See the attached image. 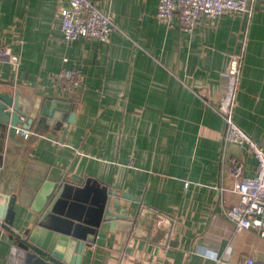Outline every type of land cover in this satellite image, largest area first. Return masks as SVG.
<instances>
[{"label":"crops","instance_id":"0c3cea01","mask_svg":"<svg viewBox=\"0 0 264 264\" xmlns=\"http://www.w3.org/2000/svg\"><path fill=\"white\" fill-rule=\"evenodd\" d=\"M89 1L111 19L106 42L66 41L61 0H0V44L18 57L16 68L0 60V92L33 120L27 139L0 136V194L16 197L14 230L32 225L47 185L92 179L130 197L118 211L136 220L86 248L80 264L264 263V238L224 216L238 196L227 174L221 180L219 110L237 56L232 120L264 148V2L251 0L249 14L200 17L187 31L177 15L157 18L158 0ZM64 70L79 72L80 86L59 80ZM55 102L74 115L62 143L37 122ZM224 155L255 176L250 153L230 144ZM1 223L0 264H23Z\"/></svg>","mask_w":264,"mask_h":264},{"label":"water","instance_id":"95a60500","mask_svg":"<svg viewBox=\"0 0 264 264\" xmlns=\"http://www.w3.org/2000/svg\"><path fill=\"white\" fill-rule=\"evenodd\" d=\"M57 104L45 103L37 122L46 124L50 139L56 141L53 135L61 132L62 143L74 115ZM32 123L16 96L0 92V136L13 138L18 130L29 131ZM40 196L32 210V225L18 232L14 230L16 197L0 194L1 226L15 242L23 264H80L86 248L93 244L103 247L108 234L130 231L136 220V216L118 211L120 199L130 197L117 199L115 192L92 179L60 178Z\"/></svg>","mask_w":264,"mask_h":264},{"label":"built area","instance_id":"2783aa9c","mask_svg":"<svg viewBox=\"0 0 264 264\" xmlns=\"http://www.w3.org/2000/svg\"><path fill=\"white\" fill-rule=\"evenodd\" d=\"M65 3L59 8L60 28L66 41L79 38L106 42L114 29L108 15L98 10L89 0H61ZM251 0H158L156 16L162 22H169L177 15L181 26L191 31L200 17L216 21L225 12L250 13ZM264 2V0H259ZM0 60L17 67L18 57L0 44ZM239 68V57L231 58L226 72L227 89L220 101V113L225 129L222 134L221 180L224 173L231 179V190L238 196V202L228 207L225 218L236 232L253 230L264 238V148L259 147L232 120V89ZM58 79L67 83L69 88L81 84V76L76 70H64ZM23 139L29 132L18 130L16 135ZM234 144L250 153L256 160L257 169L253 177L241 175L242 163L236 157L226 158L224 152L228 145ZM222 191L224 186H217ZM15 254L14 248L11 249ZM245 264H264L254 258H247Z\"/></svg>","mask_w":264,"mask_h":264},{"label":"clouds","instance_id":"9594fccd","mask_svg":"<svg viewBox=\"0 0 264 264\" xmlns=\"http://www.w3.org/2000/svg\"><path fill=\"white\" fill-rule=\"evenodd\" d=\"M210 255H211L212 257H214V256H215V254H214V253H210Z\"/></svg>","mask_w":264,"mask_h":264},{"label":"rangeland","instance_id":"374dc122","mask_svg":"<svg viewBox=\"0 0 264 264\" xmlns=\"http://www.w3.org/2000/svg\"><path fill=\"white\" fill-rule=\"evenodd\" d=\"M29 132V131H28ZM30 133V132H29ZM19 135V134H18ZM27 139V138H26ZM13 255V254H12Z\"/></svg>","mask_w":264,"mask_h":264}]
</instances>
